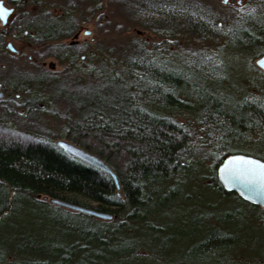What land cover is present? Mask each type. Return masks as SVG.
I'll list each match as a JSON object with an SVG mask.
<instances>
[{
    "label": "rangeland",
    "instance_id": "1",
    "mask_svg": "<svg viewBox=\"0 0 264 264\" xmlns=\"http://www.w3.org/2000/svg\"><path fill=\"white\" fill-rule=\"evenodd\" d=\"M231 1L232 5L225 4L223 0H89L81 5L82 15L86 9L94 8L95 11L90 15L87 13L86 22L81 23L83 27L73 32L71 37L78 33L77 39H66L67 45L59 48L46 46L50 58L42 59L40 47L35 45H5L0 81L6 83L9 76L17 77L10 83L13 93H16V97L12 95L16 101H0V133L22 132L28 136L57 140L52 134L60 137L63 130L61 118L78 114L77 104L71 100V97H76L71 89L91 90L97 94L101 89L111 87L113 81L117 84L120 80L128 81L133 85L129 63L139 61L144 64V56H155L165 63V67H175L180 71L186 88L194 83L201 90L206 81L204 77L197 76V79L188 71V63L195 59L193 55L200 53L205 60L210 59L208 65L213 70L211 76L214 79L210 88L223 90L232 100L248 94H261L264 98V70L257 64L258 59L264 56V0H243L247 8L251 6L250 10H243L249 12L246 14L240 11L244 7H239V0ZM146 11H154L151 14L153 19L145 18ZM159 11L173 17L178 11L180 14L202 15L204 28L206 26L210 33H194L186 24L162 21L156 17ZM140 12L142 14L136 16ZM205 16L212 22H207ZM233 27L236 29L232 30ZM231 32H236V36L230 35ZM72 42L74 46H69ZM3 65L8 68H2ZM28 95L40 99L39 106L44 108L31 109L34 106L25 102ZM117 95L124 102L126 92L118 91ZM179 98L189 107L194 103L190 98ZM158 111L165 114L163 110ZM177 112L176 116L172 111L166 113L184 122L193 119L197 111ZM261 147L245 150L264 154ZM235 154L264 161L256 154ZM112 172L117 176L113 169ZM200 172L206 173L207 168ZM209 184L206 177L200 179L193 186L194 192H190L191 199L187 197L188 190L176 187V194L179 193L181 198L171 203L173 207L167 208L166 215L164 209L158 216L150 218L145 224L147 229L137 223L118 234L125 245L118 256L110 248L93 242V238H86V247L81 249L79 235L68 232L70 227L97 228L98 223L112 227L115 215V218H101L61 207L51 199L39 198L70 212L71 216L67 217L54 214L56 210L52 207L47 209L24 203L23 210L29 209L28 216H12L0 222V264H173V261L178 262L177 255L171 252L173 250H177L179 256L181 251L186 253L188 258H194L198 249L209 250L215 230L228 238L223 239L222 246L217 249L222 248L226 252L221 256L224 264H264V218L260 221L256 211L264 209L243 198L246 203L238 200L233 197V192H229L230 198L224 197ZM117 191L121 193V186ZM162 209L163 206L160 211ZM117 229L114 228L113 233L118 232ZM157 229L163 231L155 234ZM153 233L158 239L155 244L148 239V235ZM55 249L61 252H55Z\"/></svg>",
    "mask_w": 264,
    "mask_h": 264
},
{
    "label": "trees",
    "instance_id": "2",
    "mask_svg": "<svg viewBox=\"0 0 264 264\" xmlns=\"http://www.w3.org/2000/svg\"><path fill=\"white\" fill-rule=\"evenodd\" d=\"M154 11H146L145 18L153 19ZM177 13L173 17L159 11L156 17L170 23L186 24L194 33H210L206 26L204 28L202 15ZM204 19L209 22L206 16ZM230 35L236 36V32ZM193 57V62L188 63V71L197 79V76L204 77L206 81L201 90L194 83L186 88L180 71L165 67V63L155 56H144V64L139 61L137 65L129 63L133 85L128 81L120 80L119 84L113 81L111 87L101 89L97 94L91 90L71 89L76 96L71 100H75L78 114L61 118L63 130L60 134L108 163L118 176L120 194L108 173L67 155L54 139L22 132L0 133V222L12 216H28L29 209L23 210L24 203L52 207L56 215L71 216L70 212L39 200L45 197L114 214L116 219L112 227L98 223L97 228L70 227L68 232L79 235L81 249L86 247V238H93V242L110 248L118 256L125 246L118 234L137 223L147 229L145 224L150 218L158 216L164 209L166 215L167 208L173 207L171 203L181 198L179 193L176 194V187L188 190L187 197L191 199L193 186L206 177L211 189L230 198L219 181L218 168L227 154L235 152L256 154L264 159L262 152L245 150L264 144V98L261 94H248L232 100L223 90L210 88L214 81L213 70L208 65L210 59L205 60L200 53ZM204 61L207 62L204 64ZM191 76L188 78L192 80ZM118 91L126 92L124 102L119 99ZM179 96L193 100V107ZM39 100L32 96L34 107L31 109L43 108L39 106ZM190 109L197 111L193 119L182 122L175 117L177 111L188 113ZM167 110L175 116H170ZM204 168L207 172L203 174L200 171ZM256 211L262 221L264 211ZM165 218L167 220L168 216ZM114 228H118V232L113 233ZM162 231L157 229L155 234ZM155 234L148 235L151 244L157 243ZM223 239L228 238L215 230L210 249H198L194 258H188L182 251L179 256L178 251L173 250L171 252L178 258L173 264H224L221 256L226 252L222 248L217 250Z\"/></svg>",
    "mask_w": 264,
    "mask_h": 264
},
{
    "label": "flooded vegetation",
    "instance_id": "3",
    "mask_svg": "<svg viewBox=\"0 0 264 264\" xmlns=\"http://www.w3.org/2000/svg\"><path fill=\"white\" fill-rule=\"evenodd\" d=\"M52 0H0L3 6L10 10V12L4 16H0V69H1V57L5 55V45L13 47V44L20 46H36L40 47L39 55L43 58H50L51 56L45 47L51 45L52 47L59 48L66 46V39H77L79 35L71 37L74 33L73 30H78L83 27L81 23L86 22L87 13L90 15L94 12L93 9H86L85 15H82V4L87 3L89 0H81L72 5V1L69 2V6L57 5L50 6ZM91 1V0H90ZM243 0H239V7L243 11L245 9H251V6L243 4ZM245 1V0H244ZM227 5H232L231 0H223ZM82 17V19H81ZM92 17V16H91ZM89 17V18H91ZM84 20V21H82ZM92 24V23H91ZM79 26V27H78ZM74 42V41H73ZM69 43V46H74L75 43ZM13 49V48H12ZM14 50V49H13ZM16 51V50H14ZM7 63V62H6ZM11 67V66H10ZM2 68H8L7 65H3ZM7 82L0 81V101H16L12 95L16 97V93H13V88L10 83L17 77L9 76Z\"/></svg>",
    "mask_w": 264,
    "mask_h": 264
},
{
    "label": "water",
    "instance_id": "4",
    "mask_svg": "<svg viewBox=\"0 0 264 264\" xmlns=\"http://www.w3.org/2000/svg\"><path fill=\"white\" fill-rule=\"evenodd\" d=\"M257 64L264 70V56L258 59ZM57 143L58 146L68 155L74 156L82 160L83 162H86L89 165H92L96 168L108 172L114 179L118 189L120 188V184L117 176L112 172L111 168L104 161L85 152L81 148L69 144L66 141L60 140ZM234 157L250 158L252 160H256L264 164V161L252 156L242 155V154H235V155L229 154L218 169V178L220 182L223 184L226 191L236 192L241 196V198L255 205H258L264 209V179H261L259 176H255V177L241 176L239 174L238 168L236 167L237 165L241 164V162L235 161L233 159ZM51 201L54 204L68 207L80 212L88 213L90 215H95L97 217L112 218V216L109 214L107 215L101 212L98 213L85 208L83 209L79 206L68 204L67 202L59 199H51Z\"/></svg>",
    "mask_w": 264,
    "mask_h": 264
},
{
    "label": "snow or ice",
    "instance_id": "5",
    "mask_svg": "<svg viewBox=\"0 0 264 264\" xmlns=\"http://www.w3.org/2000/svg\"><path fill=\"white\" fill-rule=\"evenodd\" d=\"M8 12H10V10L5 8L3 4L0 3V16H4V18L6 19L7 16L5 14ZM233 159L235 161L241 162V164L236 166L241 176H259L261 179H264V164H262L261 162L245 157H234Z\"/></svg>",
    "mask_w": 264,
    "mask_h": 264
},
{
    "label": "bare ground",
    "instance_id": "6",
    "mask_svg": "<svg viewBox=\"0 0 264 264\" xmlns=\"http://www.w3.org/2000/svg\"><path fill=\"white\" fill-rule=\"evenodd\" d=\"M70 1H72V5H74L75 3L77 4L80 0H52L51 1V5L50 6H57V5H63V4H65L64 6H69V2ZM83 0H81V2H82ZM264 3V2H263ZM263 7H264V5H262ZM258 8V7H257ZM250 10V9H249ZM260 10H262V7L260 8ZM130 12H132L133 13V10H131ZM244 12V11H243ZM245 14L246 13H249V12H244ZM142 14V12H140L138 15H136V16H140ZM142 19V18H141ZM143 20V19H142ZM209 22H212V20H211V18L208 20ZM167 26V25H166ZM72 32H76V30H73ZM76 34H78V33H76ZM31 98H32V96L30 95L29 96V98H26V104H28V105H31L32 103H31ZM48 102H46V104H47ZM33 105V104H32ZM44 108V107H43ZM52 137H54V138H56L57 140H54V142H58V141H60V140H62V141H66V142H68L69 144H72L71 143V141L66 137V136H64V135H60V137L57 135V136H55L54 134H52ZM62 137V138H61ZM60 138V139H59ZM66 138V139H65ZM58 146V145H57ZM84 151L85 152H87V153H89V154H91V155H93V156H95L96 158H99V156H97L96 154H94V153H92V152H89V150L88 149H84ZM234 153H232L231 155H233ZM228 155H226L225 156V158L227 157ZM224 158V159H225ZM76 159H78V158H76ZM80 160V159H79ZM92 166V165H91ZM110 167V166H109ZM99 169V168H98ZM101 170V169H100ZM112 170V169H111ZM102 171H104V170H102ZM105 173H108V172H106V171H104ZM109 174V173H108ZM118 178V177H117ZM118 181H119V179H118ZM115 182V181H114ZM221 183V182H220ZM116 184V183H115ZM119 184H120V182H119ZM221 185L223 186V184L221 183ZM121 186V185H120ZM223 188H224V186H223ZM233 193H236V192H233ZM237 194V193H236ZM240 198H241V196L239 195V194H237ZM46 198V200H49V199H56V198H47V197H45ZM60 200V199H59ZM63 201V200H62ZM66 202V201H65ZM68 204H72V203H69V202H67ZM72 205H76V206H79V207H81V208H85V209H88V210H92V211H95V212H98V213H100V211H97V210H95V209H93V208H88V207H85V206H80V205H77V204H72ZM61 207H64V206H61ZM66 208V207H65ZM71 209V208H70ZM73 211H77V210H74L73 209ZM65 212V211H64ZM78 212H80V211H78ZM81 213H84V212H81ZM101 213H104V212H101ZM88 214V213H87ZM111 216L113 217V218H115L114 217V214H111Z\"/></svg>",
    "mask_w": 264,
    "mask_h": 264
}]
</instances>
